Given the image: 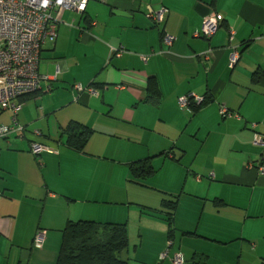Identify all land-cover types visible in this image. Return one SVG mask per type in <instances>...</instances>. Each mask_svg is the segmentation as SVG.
<instances>
[{
	"label": "crops",
	"instance_id": "crops-1",
	"mask_svg": "<svg viewBox=\"0 0 264 264\" xmlns=\"http://www.w3.org/2000/svg\"><path fill=\"white\" fill-rule=\"evenodd\" d=\"M161 7L168 12L159 23L147 11ZM211 13L220 21L218 31L211 38L196 37ZM57 15L58 37L44 45L39 65L43 76L52 77L46 82L48 94L41 84V90L25 96L18 117L27 126V136L58 150L36 156L29 140L0 139V264H56L61 231L70 219L127 221L131 236V212H139L140 244L129 264H174L176 252L183 253L184 264H191L195 254L208 256L199 240L212 241V263L242 264L246 248L251 264L263 261L264 235L246 234L245 228L248 220L257 225L254 219H264V173L258 168L264 166V147L253 142L250 127L255 124L264 135V76L259 82L252 79L255 71L264 73V0H89L84 15L68 9ZM163 31L175 37L172 44L165 42ZM121 46L124 51L117 56L113 48ZM234 47L240 56L230 67ZM151 77L161 88L157 102L148 98ZM77 84L85 90L79 91ZM92 84L96 93L87 89ZM191 93H210L214 102L193 115L179 103ZM223 105L238 116L223 117ZM71 121L95 131L84 152L61 142L62 130ZM11 122V113H0V124ZM172 147L176 157L182 155L180 161L162 155ZM160 155L176 163L188 158L193 167L200 160L194 174L209 170L212 182L224 185L215 197L226 205L218 208L205 196L199 211L191 202L200 196L193 192L194 181L191 190L179 184L176 188L188 196L178 195L179 207L181 201H188V207L184 214L183 206L178 209L175 227L197 234L184 236L192 239L187 244L190 257L181 247L174 249L175 236L170 244L162 215L123 207L135 202L159 208L174 193L165 188L156 194L160 189L149 179L145 186L128 179L130 163L147 157H155L156 163ZM102 168L110 174L98 173ZM103 178L110 188L101 189ZM131 187L136 196L141 194L138 202L131 198ZM212 218L219 221L213 232ZM238 224H243L240 230ZM38 230L45 232L41 247L34 245Z\"/></svg>",
	"mask_w": 264,
	"mask_h": 264
},
{
	"label": "built area",
	"instance_id": "built-area-1",
	"mask_svg": "<svg viewBox=\"0 0 264 264\" xmlns=\"http://www.w3.org/2000/svg\"><path fill=\"white\" fill-rule=\"evenodd\" d=\"M88 3L89 0H0V113L9 112L12 115L10 125L0 124V139L16 136L29 140L30 150L35 155L58 150L49 143L27 136V126L20 122L18 115L22 108V99L41 90L42 81L52 78L43 76L39 65L44 45L55 42L58 37L61 22L57 15L58 11L68 9L83 14ZM167 11L165 7L157 11L151 8L147 15L161 23L165 20ZM219 27L217 14L211 13L204 18L202 27L195 32V36L211 38ZM233 36L234 31L231 30V39ZM164 39L166 43L172 44L175 37L165 32ZM113 50L120 56L124 48L121 46L118 50L115 48ZM239 55V49L234 47L230 59L231 67L237 63ZM143 59L147 60V55H143ZM76 88L79 91L85 90L81 84H77ZM87 89L91 93H96L93 87ZM195 97L199 101L202 99L196 95ZM189 98L190 95L179 98L180 105L188 106ZM221 114L224 117L238 116L225 105L221 108ZM33 133L38 136L40 131L35 130ZM254 141L264 145V138L260 134H256ZM259 170L264 173V166H260ZM44 239L45 232H38L34 238L36 246H42ZM165 256L167 252L162 257ZM184 262L183 253H175L173 263Z\"/></svg>",
	"mask_w": 264,
	"mask_h": 264
},
{
	"label": "trees",
	"instance_id": "trees-1",
	"mask_svg": "<svg viewBox=\"0 0 264 264\" xmlns=\"http://www.w3.org/2000/svg\"><path fill=\"white\" fill-rule=\"evenodd\" d=\"M166 9L168 10V8ZM165 32L166 31L162 32V36L165 35ZM263 76L264 73L255 71L252 79L255 82H259ZM89 87L94 88L93 84L89 85ZM147 90L149 93L148 98L153 102H157L161 96V88L159 81L155 77L149 78ZM189 95L190 98L188 106L192 110L193 115L198 114L203 108L208 107L214 102V97L210 93H207L204 96H199L202 98L200 101L195 97L196 94L191 93ZM253 125L251 124L250 127L254 131L253 142L255 143L254 139L256 134H260L263 138L264 135L256 130ZM94 132V129L81 122L71 121L63 128L60 139L61 142L64 140V143L71 149L78 152H84ZM261 146L264 147V145ZM174 153L175 147H172L167 150L166 153H162V155L165 157L167 156V158L170 157V159L180 161L182 155H180V157H176ZM154 159L155 157H147L130 163L128 165L130 171V176L128 178L129 181L142 186L147 185L145 181L154 177L158 172V169L154 165ZM250 165H253V163H250ZM260 166L263 165H259L258 168H260ZM212 177H214V173H212ZM2 193L3 192L0 190V196ZM164 194L167 193L164 192ZM168 194H170L169 197L163 198L159 208L150 207L140 203L137 204L140 206L139 208L141 214L153 216L156 214L163 216V219L168 224V238L172 245L177 230L175 227V216L179 209V199L178 195H175V197L173 196V193ZM212 202L218 208L226 205V201L219 197L212 199ZM61 232L62 237L56 264H129V256L126 258L122 256L124 252H128L129 254L130 237L128 222H101L98 220L83 218L77 220L70 219L66 222ZM183 235L195 236L197 234L195 232L184 231ZM34 245L36 246L35 241ZM191 264H208L207 256L204 254H195L191 259ZM259 264H264V260Z\"/></svg>",
	"mask_w": 264,
	"mask_h": 264
},
{
	"label": "rangeland",
	"instance_id": "rangeland-1",
	"mask_svg": "<svg viewBox=\"0 0 264 264\" xmlns=\"http://www.w3.org/2000/svg\"><path fill=\"white\" fill-rule=\"evenodd\" d=\"M74 12V11H73ZM76 13V12H75ZM78 15V14H77ZM79 16V15H78ZM77 38V37H76ZM79 42H81L82 45H84L85 43L83 41H81V38H79ZM52 46L51 44H48V47ZM79 48V45H76L75 49ZM46 61V60H45ZM44 60L41 62V66L43 68V63L45 62ZM74 63V62H73ZM44 69V68H43ZM43 73V71H42ZM45 75V73H43ZM46 82H48L47 80H43L42 81V85L44 84V89L42 90L44 94H48V84H46ZM9 113V112H8ZM221 114V113H220ZM211 118V116H210ZM37 127H34V126H31V129H36ZM39 130V129H38ZM18 139H20L18 137ZM179 152V151H178ZM36 156H40V155H36ZM42 159V157H41ZM157 159H160L158 162L154 163L155 166H157L159 168L157 174L152 177V178H149V181L148 183L149 184H153L154 186H156L157 184V188H159L160 190H156V194L157 193H160L162 194L163 191H166L165 188H172L174 189V195L173 196H177V195H180V196H183L184 193L182 192V190L180 189H176L178 184L180 187H183V186H186V188L188 190H191L193 187H192V181H194L195 183V188L193 192H195V194L197 195H200L196 200L194 201H191L196 207L197 211L201 210L204 206V203L206 202V197L205 196H210L209 197V200L210 202H212V198L215 197V195H219V193L224 189V185L223 184H220L218 182L216 183H213L212 182V173H210V171L208 170L206 173H203L202 171H197L198 173L197 174H194V167H201V163H200V160L196 161V163H194V167L192 166V164H190V160L188 158H185L182 162H167L166 160H164V157L163 156H159V158ZM39 160H40V157H39ZM171 163V164H170ZM104 166V165H102ZM72 168V165H70L69 169ZM63 170L65 172H67L66 170V165L63 163ZM99 172H102V173H105V175H109L110 172H106V168H102V169H98V173ZM93 176H96V174H91ZM188 176V179L185 181L186 177ZM203 181H205L206 183L204 184H200V181L199 179H201ZM102 188L101 189H108L110 188V186L108 185V183H106L104 181V178L102 180ZM156 182V183H155ZM209 182H212V187L210 186H207V184H209ZM150 191V190H149ZM148 193H152V192H148ZM130 195H131V198H135L138 202L141 196V194H138V198L136 196V190L135 188L131 187L130 188ZM152 195V194H151ZM175 196V197H176ZM203 196V197H202ZM185 199L188 200V196L184 195ZM162 201V200H161ZM185 200L183 199V202ZM188 201H185L183 204H182V201L180 202V207L183 206V214L186 210V208L188 207L187 205ZM139 204V203H138ZM137 203L133 202L131 204H127L126 206H123V207H129L131 206V208H136L137 211H140V206L138 205ZM161 204V203H160ZM97 205H101V203H97ZM102 209L103 207L105 206H100ZM112 207V206H110ZM118 207V206H116ZM179 207V208H180ZM212 207H213V203H212ZM156 208V207H155ZM184 215H182L183 217ZM139 212L137 213H133L131 212V217H130V227H131V231H132V235L130 236V245H129V248H131V252L130 254H128V252H124L123 253V257H128V256H132L135 254L134 252V247L135 245H139L140 242L138 243V239L136 237V230L138 231L139 229ZM183 221V219H182ZM253 221H255V223H257V225H254L252 220H248L247 222V225H246V228H245V233L246 234H250V235H254V234H262L264 235V219L262 218H259V219H254ZM101 222H106V221H101ZM127 222V221H126ZM219 224V221L212 218V232L216 229V227L218 226ZM238 230H240L243 226V224H238ZM42 230H38V232H40ZM202 231H205V230H202ZM36 233V234H37ZM36 236V235H35ZM186 237V236H185ZM183 233L177 229L176 231V234H175V248L174 249H177L178 247H181L182 250L188 254V256L190 257V254L192 253V251H190L187 247V244H191V241L192 239H184L185 238ZM137 239V240H136ZM187 240V242L184 244V242ZM201 243H203L204 245H206L207 247V262L209 264H216V263H212V248L210 245H212V241H204V240H199ZM170 244H168V247H169ZM248 247L249 245L251 244H247ZM168 249V248H167ZM186 249L188 250V252L186 251ZM247 252L244 253V256L242 258V264H251V258H250V252L249 250L246 248L245 249Z\"/></svg>",
	"mask_w": 264,
	"mask_h": 264
}]
</instances>
